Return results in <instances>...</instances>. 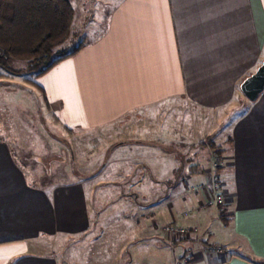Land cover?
<instances>
[{
	"label": "crops",
	"instance_id": "1",
	"mask_svg": "<svg viewBox=\"0 0 264 264\" xmlns=\"http://www.w3.org/2000/svg\"><path fill=\"white\" fill-rule=\"evenodd\" d=\"M91 1L97 16L107 11L102 37L37 86L65 130L128 133L106 144L107 158L114 154L108 181L105 154L97 166L72 169L78 176L47 182L42 166L25 167L0 140V264H264V90L251 103L239 91L264 59V0ZM171 104L209 118L224 113L226 132L211 135L222 119L177 143L175 129H144ZM212 176L222 206L208 204ZM127 188L142 193L146 216L96 228L95 201L129 202ZM123 224L130 233L112 235ZM170 224L192 234L170 242Z\"/></svg>",
	"mask_w": 264,
	"mask_h": 264
},
{
	"label": "rangeland",
	"instance_id": "2",
	"mask_svg": "<svg viewBox=\"0 0 264 264\" xmlns=\"http://www.w3.org/2000/svg\"><path fill=\"white\" fill-rule=\"evenodd\" d=\"M69 1L74 9L72 38L70 37L64 43V46L83 45L87 47L91 42L99 40L102 37L107 11L103 13L99 9L98 12L102 13V17H100L99 15L97 16V11L94 10L97 6L93 5L91 0ZM109 2L107 1L106 3L108 4ZM14 65L16 68L22 67V63H15ZM34 80L35 77L30 75L14 74L0 68V140H5L9 144L16 156H18V158L16 157L17 161L21 160V163H24L25 167L31 166L33 168V165H37L38 168L42 166V173L44 175L42 179L46 178L47 182L57 180V176H59L58 180H66L67 177L65 176L62 179V176L65 173H71V171L75 173V176H78L72 169L75 168L79 173L84 165H89L93 161H95L93 164L97 166L99 164L98 160L105 154L101 163L104 165L101 177L107 176L106 180L108 181L110 179L108 170L114 154L112 153L107 158L105 151L107 149L106 144L109 140L117 137L120 138L128 132L122 131L114 134L117 129L106 130V132L99 130L82 132L65 130L57 123L48 107L45 106L44 95L34 84ZM246 103L251 102L247 101ZM164 104L166 105V103ZM161 106L163 105L159 106V112L153 115L155 119L151 118L150 121L144 122V124L148 123V125L144 126V129L148 131L155 130L159 127V124H163L166 128L170 127L169 131L171 133L169 134H172V132L175 134L172 131V129H175L181 135L169 136H172L176 143L177 141L180 142L177 137H186L190 141L193 138L191 136H193L194 131L197 133L200 130L204 132L206 128L212 125L217 127L218 124H215V120L217 119H222V124L220 123L219 128L215 131L213 130L214 133L211 135L221 137L222 133L226 132L227 120L224 118L226 116H223L224 113L222 112L216 113V117L210 116L211 118H209L205 114L204 116H199V110L186 109V113H181L180 109L175 108L177 107L175 104L167 107L163 106V110H160ZM240 111L238 110V115ZM234 116L232 113L229 116V121ZM151 124L153 126H149ZM140 131L144 132V130ZM140 131H136V135L142 136ZM41 159H44L42 165L40 163ZM47 164L50 165V170L47 169ZM33 169L35 170V168ZM99 179V176L95 178L96 181ZM28 181L33 182V179L28 178ZM207 182L206 179L204 187L206 186L208 192H210V186H207ZM34 184L41 185V182L36 180ZM183 188L181 186V189ZM207 188L203 190L206 191ZM123 193L124 196L129 197V202L120 203V200L116 198L115 201L117 200V202L113 204H109V201H107L105 204L100 205L99 200L95 201L97 212H99V223H97L96 228L103 229L106 223L123 216H127L129 219L130 217L133 219L138 217L139 221L146 216L144 209L146 206L143 204L142 193L139 192L132 195L128 188ZM204 200L206 203L207 200ZM163 201L162 198L160 202L162 203ZM126 228L125 224L116 226V231H112V235L116 234L119 236L122 233L123 237H125L130 233L128 228ZM183 248L185 247H178L177 256L183 252ZM64 257L65 255L63 254Z\"/></svg>",
	"mask_w": 264,
	"mask_h": 264
},
{
	"label": "trees",
	"instance_id": "3",
	"mask_svg": "<svg viewBox=\"0 0 264 264\" xmlns=\"http://www.w3.org/2000/svg\"><path fill=\"white\" fill-rule=\"evenodd\" d=\"M73 18L69 0H0V68L35 77L37 86L36 79L81 47L64 46ZM215 153L221 155L218 147Z\"/></svg>",
	"mask_w": 264,
	"mask_h": 264
},
{
	"label": "built area",
	"instance_id": "4",
	"mask_svg": "<svg viewBox=\"0 0 264 264\" xmlns=\"http://www.w3.org/2000/svg\"><path fill=\"white\" fill-rule=\"evenodd\" d=\"M225 202V193L223 191L222 184L220 183L217 176H212L210 180L208 204L222 206L225 204ZM164 232L170 242L179 241L189 237L192 234L191 229L173 224L166 225L164 227Z\"/></svg>",
	"mask_w": 264,
	"mask_h": 264
},
{
	"label": "water",
	"instance_id": "5",
	"mask_svg": "<svg viewBox=\"0 0 264 264\" xmlns=\"http://www.w3.org/2000/svg\"><path fill=\"white\" fill-rule=\"evenodd\" d=\"M264 90V59L253 73L244 78L239 85V91L249 102H255Z\"/></svg>",
	"mask_w": 264,
	"mask_h": 264
}]
</instances>
